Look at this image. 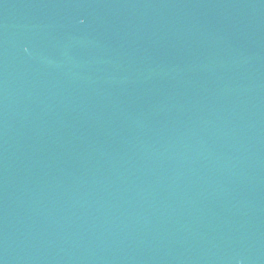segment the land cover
Wrapping results in <instances>:
<instances>
[{
	"label": "water",
	"instance_id": "95a60500",
	"mask_svg": "<svg viewBox=\"0 0 264 264\" xmlns=\"http://www.w3.org/2000/svg\"><path fill=\"white\" fill-rule=\"evenodd\" d=\"M0 264H264V0H0Z\"/></svg>",
	"mask_w": 264,
	"mask_h": 264
}]
</instances>
